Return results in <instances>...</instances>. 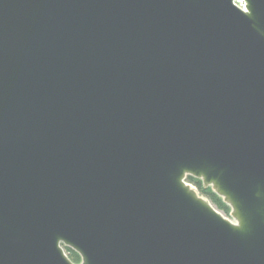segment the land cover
I'll return each instance as SVG.
<instances>
[{"label": "water", "instance_id": "1", "mask_svg": "<svg viewBox=\"0 0 264 264\" xmlns=\"http://www.w3.org/2000/svg\"><path fill=\"white\" fill-rule=\"evenodd\" d=\"M0 264H264V0H0Z\"/></svg>", "mask_w": 264, "mask_h": 264}, {"label": "trees", "instance_id": "2", "mask_svg": "<svg viewBox=\"0 0 264 264\" xmlns=\"http://www.w3.org/2000/svg\"><path fill=\"white\" fill-rule=\"evenodd\" d=\"M186 181L193 184L201 194L207 196L212 202V204H214L218 209L222 210L226 214H229V206L224 203L221 197H219L215 192H213L210 187H204L200 179L195 178L193 176H187ZM64 250L73 262L80 261L79 255L74 250L66 246H64Z\"/></svg>", "mask_w": 264, "mask_h": 264}, {"label": "rangeland", "instance_id": "3", "mask_svg": "<svg viewBox=\"0 0 264 264\" xmlns=\"http://www.w3.org/2000/svg\"><path fill=\"white\" fill-rule=\"evenodd\" d=\"M187 182V181H186ZM189 183V182H188ZM201 196H203V197H205L211 204H212V202L209 200V198L207 197V196H205V195H203V194H201L200 192H199V190L193 185V184H191V183H189ZM223 216H225L226 218H228L229 220H233L232 219V217H231V215H230V212H229V214H226V213H224L222 210H220V209H218L214 204H212ZM75 263H78V262H75Z\"/></svg>", "mask_w": 264, "mask_h": 264}]
</instances>
